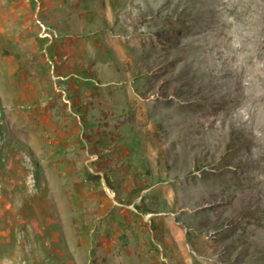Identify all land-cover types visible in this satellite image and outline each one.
Listing matches in <instances>:
<instances>
[{"label": "rangeland", "instance_id": "obj_1", "mask_svg": "<svg viewBox=\"0 0 264 264\" xmlns=\"http://www.w3.org/2000/svg\"><path fill=\"white\" fill-rule=\"evenodd\" d=\"M263 241L264 0H0V264Z\"/></svg>", "mask_w": 264, "mask_h": 264}, {"label": "bare ground", "instance_id": "obj_2", "mask_svg": "<svg viewBox=\"0 0 264 264\" xmlns=\"http://www.w3.org/2000/svg\"><path fill=\"white\" fill-rule=\"evenodd\" d=\"M236 106H239V101H235V102L233 103V107H234V110H235V111H237ZM237 113H238V112H237ZM226 173H227L226 171L218 173V174L216 175V179L225 178V177L227 176ZM225 175H226V176H225ZM224 176H225V177H224ZM263 242H264V241H263Z\"/></svg>", "mask_w": 264, "mask_h": 264}, {"label": "crops", "instance_id": "obj_3", "mask_svg": "<svg viewBox=\"0 0 264 264\" xmlns=\"http://www.w3.org/2000/svg\"><path fill=\"white\" fill-rule=\"evenodd\" d=\"M60 161H58V163H59ZM57 168L54 166V171L56 170ZM58 172L59 173H62L61 171H60V168H59V170H58ZM46 179H47V177H45Z\"/></svg>", "mask_w": 264, "mask_h": 264}]
</instances>
